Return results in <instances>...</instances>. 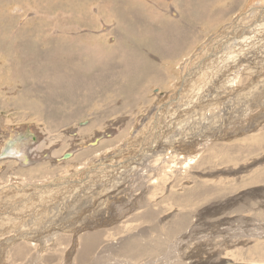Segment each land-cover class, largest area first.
<instances>
[{"label":"rangeland","instance_id":"1","mask_svg":"<svg viewBox=\"0 0 264 264\" xmlns=\"http://www.w3.org/2000/svg\"><path fill=\"white\" fill-rule=\"evenodd\" d=\"M263 4L264 0H0V184H5L0 185V264H8L7 257H14L12 252L19 244L24 247L19 264H30L31 261L32 264H41L46 258L52 259V256L57 260V263L53 264H77L73 259L80 250L78 234L81 236L97 230H105L108 234L102 237L106 245L110 240L114 241L116 246H119L121 238L126 239L131 233L138 234L143 231V245L153 247L156 239L166 241V235L162 232L180 218L186 219V225H183L181 230H175V235H171L169 243L179 247L182 253L178 250L177 254H183L186 258L181 261L178 255V260L173 259L176 262L201 263L202 258L208 260L217 254L220 259L226 258L232 262L249 264L250 261V264H264ZM258 5L260 9L252 11V6ZM210 15L223 17L221 23L207 26L205 20ZM239 16L240 18L236 19ZM233 19L237 20L239 27L247 29L243 33H236L229 43L233 46L223 45L221 49L220 45L227 37L219 38L222 42L217 44L219 40L215 36L220 35ZM104 24L111 27L108 28ZM157 32H161V37L165 35L163 42L168 50L175 47L173 44L171 46V43L182 42L181 50L177 49L174 58L163 59L160 55L163 45L157 42L156 37H160ZM155 33L156 35H153ZM166 39L169 41L166 42ZM202 44H209L216 51L220 48V54H212L214 57H210V54L206 56L201 53V56L194 58V52L196 53L197 49L200 52ZM55 50H58V53ZM231 51L233 53L228 54ZM120 56L127 58L126 63ZM93 57H102L103 64L93 63L91 69L96 70L94 74L99 77V83L102 81L100 84L103 90L98 91L91 84H87L86 90H77L74 86L71 90H75L77 95L75 104L62 103L63 96L69 95L71 91H65L68 90L65 86L67 81H76L80 74L71 61L77 59L81 61L78 63H87ZM191 58H194L195 62L190 63L193 66L189 65L188 71L185 69L187 73L183 68ZM57 59L64 65L67 63L66 67L57 66ZM209 62H212L211 66L201 75L192 74L199 67L202 70L206 68ZM135 64H138L136 69ZM238 64H242V69L237 68ZM157 65L159 69H155ZM24 72L29 73L31 78ZM235 73L240 76V80ZM183 74L184 81L186 78L189 81L186 79L177 92ZM246 76H249L247 81ZM50 81L61 84H56L57 87L52 89ZM88 93L90 96L87 95V99ZM117 93L121 97H114ZM141 94L142 97L138 98ZM43 98H47L48 103L43 104ZM52 100L54 104L50 103ZM27 102L31 103V108L42 109L39 113L40 119L33 116L27 106H21ZM47 104L49 110L53 111L52 115L46 114ZM153 114L157 115V123L152 119ZM141 115H147L145 120H139ZM117 118L123 121L114 122V134L101 139L100 145L97 144L96 147V150L103 153L107 151L104 145L112 143L117 145L114 150L91 161L92 156L96 154H91L93 148L85 149L76 152L72 160L68 159L69 162L64 160L58 162L59 164L52 163L70 150L72 144L88 141L91 133L104 130L107 132V125ZM85 120L89 121V124L82 127L79 136L73 139L69 135L71 127ZM140 130L141 136H148V144L155 141L145 146L148 148L142 152L144 155L134 145L135 140L139 138L137 136H140ZM27 141L30 143L27 146L29 162L26 166L13 159V155L4 154L9 152L11 147L19 148V151L25 149L21 144ZM162 150V154L155 156ZM80 153L84 156L78 155ZM176 154L194 155L195 160L184 166L176 161ZM152 156L156 159H152ZM103 159V164L96 166ZM77 162L88 163L84 168L76 170ZM145 162L149 164L148 171L141 173L139 170L145 168L142 165ZM109 164L113 165L107 167ZM90 167L92 170L87 172ZM26 171L35 173L47 182L27 185ZM37 176H33L31 180L36 182ZM64 177L67 184L59 183L55 190H52V187L47 188V192L46 188H38L36 191L33 189L53 184L57 179ZM10 179L14 182L13 185ZM129 191L132 194H129ZM147 210L153 215L151 220L144 219L146 216H143V212L147 213ZM151 210L153 211L150 212ZM48 222L49 225H46ZM50 225L54 227L51 228ZM228 238L230 239L227 241ZM57 241L62 243L56 244L55 248ZM100 248H103L102 244ZM7 252L11 255L8 256ZM28 258L31 260L28 261ZM140 262L138 261V264ZM86 264H90V261Z\"/></svg>","mask_w":264,"mask_h":264},{"label":"bare ground","instance_id":"2","mask_svg":"<svg viewBox=\"0 0 264 264\" xmlns=\"http://www.w3.org/2000/svg\"><path fill=\"white\" fill-rule=\"evenodd\" d=\"M215 1V0H214ZM256 1V0H255ZM254 0H253V2H255ZM257 1H261V0H257ZM245 2V1H244ZM243 2V3H244ZM252 2V1H251ZM156 3H157V1H156ZM214 3V2H213ZM223 3V2H222ZM225 3V2H224ZM237 3V2H236ZM241 3V2H240ZM246 3H247V1H246ZM250 3V2H249ZM258 4L260 3V2H257ZM136 4V3H135ZM215 4V3H214ZM218 4V3H217ZM220 4V3H219ZM256 4V3H255ZM150 5V4H149ZM216 5V4H215ZM264 5V4H263ZM255 6V5H254ZM254 6H252V11H254V10H259L260 9V6L258 5L257 7H254ZM219 7H220V5H219ZM224 7V6H223ZM249 7H250V5H249ZM205 8H207V7H205ZM222 8V7H221ZM241 8V7H240ZM248 8V7H247ZM12 9V8H11ZM22 9V8H21ZM150 9V7L148 8V10ZM219 9V8H218ZM225 9V8H224ZM235 9V8H234ZM233 9V10H234ZM238 9V8H237ZM249 9V8H248ZM215 10V9H214ZM213 10V11H214ZM230 10V9H229ZM12 11V10H11ZM151 11V10H150ZM153 12V11H152ZM225 12V11H224ZM235 12V11H234ZM242 12V11H241ZM120 13V12H119ZM118 13V14H119ZM213 13V12H212ZM226 13H228V12H226ZM236 13V12H235ZM250 13V12H249ZM151 14V13H150ZM154 14H156V13H154ZM199 14V13H198ZM217 14V13H216ZM22 15V14H21ZM39 15V14H38ZM157 15V14H156ZM218 15H220V14H218ZM233 15V14H232ZM231 15V16H232ZM237 15H239V13L237 14ZM245 15V14H244ZM248 15V14H247ZM84 16V15H83ZM117 16V15H116ZM175 16V15H174ZM224 16V15H223ZM46 17V16H45ZM150 17V16H149ZM153 18H154V16H152ZM161 17V16H160ZM159 17V18H160ZM230 17V16H229ZM14 18V17H13ZM30 18V17H29ZM113 18V17H112ZM120 18H122L121 16H120ZM155 18H156V16H155ZM154 18V19H155ZM222 18L223 17H215V16H209V18L208 19H206L205 21H206V23H207V26H209L210 27V25H213V26H216V24H220L221 23V21H222ZM225 18V17H224ZM240 18V16L239 17H237L236 19H239ZM53 19V18H52ZM114 19V18H113ZM116 19V18H115ZM114 19V20H115ZM150 19H152V18H150ZM157 19V18H156ZM162 19V18H161ZM203 19V18H202ZM232 19V18H231ZM235 19V18H234ZM230 20V24L228 25V26H226V27H224V30H222L221 31V34L220 35H217V36H215V37H217L216 39H218L219 40V38H221V37H227V38H225L226 40H223V42L221 41V39L219 40V42H217V40H216V42H217V44L218 43H221V49H222V47H223V45H229V46H233L232 44H229L234 38H235V35H236V33L238 32V31H240L241 33H243V31L244 30H246L247 28H244V27H239V25H237V20ZM244 19V18H243ZM242 19V20H243ZM248 19V18H247ZM86 20V19H85ZM121 20V19H120ZM165 19H163V21H164ZM179 20H181L180 18H179ZM226 20V19H225ZM150 21V20H149ZM151 21H153V20H151ZM155 21V20H154ZM160 21V20H159ZM169 20H167V22H168ZM187 21H188V19H187ZM240 21V23L242 22L241 20H239ZM249 21V20H248ZM104 22V21H103ZM117 22H118V18H117ZM120 22V21H119ZM155 22H157V21H155ZM175 22V21H174ZM181 22V21H180ZM179 22V23H180ZM195 22V21H194ZM226 22V21H225ZM122 23V22H121ZM151 24L153 23V22H150ZM184 23H186V22H184ZM253 23H255V22H253ZM118 23H116V25H117ZM154 24V23H153ZM191 24H192V22H191ZM239 24V23H238ZM246 24V23H245ZM105 25V24H104ZM104 25H102V26H104ZM158 25H160V24H158ZM174 24H172V26H173ZM180 25H181V23H180ZM185 25V24H184ZM106 26V25H105ZM104 26V27H105ZM108 26H110V25H107L106 27H108ZM155 26V25H154ZM153 26V27H154ZM218 26V25H217ZM242 26H245V25H242ZM251 26V25H250ZM97 27V26H96ZM111 27V26H110ZM110 27H108V28H110ZM117 27V26H116ZM124 27V26H123ZM174 27V26H173ZM188 27V26H187ZM206 27V26H205ZM221 27V26H220ZM249 27V26H248ZM107 28V29H108ZM152 28V27H151ZM158 28H160V27H158ZM162 29H163V27H161ZM175 28V27H174ZM216 28V27H215ZM103 29V28H102ZM185 29H187V28H184V30ZM208 29H210V28H208ZM217 29H219V28H217ZM104 30V29H103ZM164 30V29H163ZM173 30V29H172ZM176 30V29H175ZM215 30V29H214ZM22 31V30H21ZM150 31H152V29L150 30ZM160 31H161V29H160ZM165 31V30H164ZM180 31V30H179ZM209 31V30H208ZM219 31V30H218ZM174 32V31H173ZM185 32V31H184ZM213 32V31H212ZM215 32V31H214ZM151 32H149V34H150ZM158 33V32H157ZM161 33V32H160ZM160 33H158V34H160ZM176 33V32H175ZM183 33V32H182ZM49 34V33H48ZM55 34V33H54ZM63 34V33H62ZM157 34V35H158ZM166 34V33H165ZM184 34H186V33H184ZM183 34V35H184ZM205 34V33H204ZM212 34V33H211ZM218 34V33H217ZM153 35H156V33L155 34H153ZM162 35H163V33H162ZM187 35V34H186ZM52 36V35H51ZM120 36V35H119ZM151 36V35H150ZM165 35H163V37H164ZM207 36H209V35H207ZM65 37V36H64ZM71 37V36H70ZM163 37H161V34H160V37H156V39H157V42H159L160 43V45L162 44L163 45V51H159L160 52V55L162 56V58L163 59H172V58H174L176 55H177V49L178 50H181V47H182V42H175V43H171V46H172V44H173V46H175V47H173V48H171V49H167V45L166 44H164V42H163ZM173 37V36H172ZM182 37V36H181ZM206 37V36H205ZM204 37V38H205ZM212 37V36H211ZM66 38V37H65ZM96 38V37H95ZM160 38V39H159ZM162 38V39H161ZM189 38V37H188ZM214 38V37H213ZM155 39V38H154ZM153 39V40H154ZM167 39H169V37H168V35H167ZM165 40L166 42L167 41H169V40ZM173 39V38H172ZM93 40V39H92ZM189 40V39H188ZM193 40V39H192ZM192 40H191V42H192ZM205 40V39H204ZM118 41V40H117ZM207 41V40H206ZM209 41V40H208ZM214 41V40H213ZM93 42V41H92ZM189 42V41H188ZM216 42H214V43H216ZM118 43H120V42H118ZM193 43V42H192ZM204 43V42H203ZM209 43V42H208ZM116 44V43H115ZM198 44V43H197ZM199 44H200V42H199ZM198 44V45H199ZM205 44V43H204ZM210 44V43H209ZM209 44H207L206 46H204L203 44H202V46L203 47H201V49H200V52H199V49H197L196 50V53L194 52V58L195 57H197V55L198 56H201L202 54L204 55V53H205V55L206 56H209V54H210V57H214V56H212V54L214 55V54H220V51H221V49L220 48H218V50L219 51H216V50H214V48H212V46L211 45H209ZM127 45V44H126ZM192 45V44H191ZM214 45V44H213ZM216 45V44H215ZM214 45V46H215ZM25 46V45H24ZM111 46V45H110ZM114 46V45H113ZM116 46V45H115ZM117 47V46H116ZM155 47V46H154ZM169 47V46H168ZM197 47V46H196ZM195 47V48H196ZM93 48V47H92ZM110 48V47H109ZM118 48V47H117ZM121 48V47H120ZM125 48V47H124ZM123 48V49H124ZM170 48V47H169ZM184 48V47H183ZM209 48V49H208ZM35 49V48H34ZM116 49V48H115ZM122 49V48H121ZM128 49V48H127ZM193 49V48H192ZM60 50V49H59ZM110 50H112V49H110ZM114 50V49H113ZM120 49L118 48V51H119ZM56 52L58 51V50H55ZM117 51V50H116ZM130 51V50H129ZM194 51V50H193ZM192 51V52H193ZM53 52V51H52ZM60 52V51H59ZM65 52V51H64ZM100 52V51H99ZM114 52V51H113ZM125 52V51H124ZM123 52V53H124ZM136 52V51H135ZM197 52H199L198 54H197ZM211 52V53H210ZM217 52V53H216ZM25 53V52H24ZM58 53V52H57ZM102 53V52H101ZM101 53L99 54V53H96V54H99V56L101 55ZM112 53V52H111ZM120 53V52H119ZM150 53V52H149ZM202 53V54H201ZM221 53H223V52H221ZM230 53H233V51H231V52H229L228 54H230ZM66 54V53H65ZM104 56H105V54L104 53H102ZM107 54V53H106ZM122 54V53H121ZM125 54V53H124ZM148 54V53H147ZM193 54V53H192ZM208 54V55H207ZM228 54H226V55H228ZM67 55V54H66ZM118 55V54H117ZM130 55V54H129ZM135 55V54H134ZM52 56V55H51ZM68 56V55H67ZM97 56V55H96ZM112 56V55H111ZM123 56V55H122ZM122 56H120V58L122 57ZM139 56V55H138ZM137 56V57H138ZM220 56V55H219ZM223 56H224V54H223ZM48 58H49V56H47ZM126 57H127V55H126ZM221 57V56H220ZM225 57V56H224ZM80 58V57H79ZM102 57H98L97 59L96 58H90L89 59V61L87 62V63H85V61H84V63H78V62H81V61H77V59H73V60H75V61H71V64H72V66L73 67H75L79 72H80V74L76 77V81H75V79H70L69 81H67V84L65 85L67 88H68V90L66 89L65 91H69V90H71L74 86H76V88H77V90L78 89H80V90H82V89H85L86 87H87V84H91V85H93V87H95L98 91L100 90H103V87L101 86V82L99 83V77H97L94 73H95V69H91V65H93V63L95 64V63H97V64H103V61H102V59H101ZM111 58H113V57H111ZM124 57H122L121 59H123ZM133 58V57H132ZM135 58V57H134ZM145 58V57H144ZM147 58V57H146ZM156 58V57H155ZM194 58H191L190 60H188L187 61V63L185 64V66H184V68H183V71H186L185 69L190 65V63H192V61L193 62H195L194 61ZM37 59V58H36ZM59 59V58H58ZM57 59V66H59L60 68H64V67H66V64L67 63H65V65L62 63V62H60L59 60ZM94 59H96V60H94ZM105 59V58H104ZM107 59V58H106ZM110 59V58H109ZM108 59V60H109ZM158 59V58H157ZM162 59V60H163ZM39 60V59H38ZM45 60V59H44ZM52 60V59H51ZM79 60V59H78ZM126 60H127V58L126 59H123L122 61H124L125 63H126ZM140 59H138V61H139ZM144 60V59H143ZM151 60V59H150ZM160 60V59H159ZM196 60V59H195ZM200 60V59H199ZM203 60V59H202ZM215 60V59H214ZM257 60V59H256ZM11 61V60H10ZM9 61V62H10ZM34 61V60H33ZM37 61V60H36ZM43 61V60H42ZM41 61V62H42ZM48 61V60H47ZM66 61V60H65ZM119 61V60H118ZM144 61H146V60H144ZM166 61V60H165ZM177 61V60H176ZM205 61V60H204ZM217 61V60H216ZM261 61V60H260ZM8 62V63H9ZM49 62V61H48ZM67 62V61H66ZM155 62V61H154ZM196 62H198V61H196ZM248 62V61H247ZM262 62V61H261ZM23 63V62H22ZM35 63H37V62H35ZM69 63H70V60H69ZM118 63V62H117ZM132 63V62H131ZM144 63V62H143ZM157 63V62H156ZM201 63V62H200ZM200 63H198V64H200ZM242 63V62H241ZM244 63V62H243ZM263 63V62H262ZM15 64V63H14ZM32 64V63H31ZM40 64H42V63H40ZM132 64H134V63H132ZM141 64V63H140ZM148 64V63H147ZM160 64V63H159ZM165 64V63H164ZM211 64H212V62H209V65H207L206 66V68H204L203 70L202 69H200V67L197 69V71H195L194 73H192V74H195V73H197V74H195V75H201V73L203 72V71H205V70H207L210 66H211ZM12 65H13V63H12ZM20 65V64H19ZM29 65V64H28ZM138 64H135L134 66H135V69H136V67H138L137 66ZM168 65V64H167ZM192 65V64H191ZM190 65V66H191ZM258 65V64H257ZM260 65V64H259ZM9 66V65H8ZM43 66V65H42ZM95 66H97V65H95ZM95 66H94V68H95ZM114 66V65H113ZM121 66V65H120ZM140 66V65H139ZM142 66V65H141ZM162 66V65H161ZM166 66V65H165ZM193 66V65H192ZM209 66V67H208ZM242 66V64H238V66H237V68H240ZM244 66V65H243ZM246 66L247 67H251L249 64H246ZM99 67L100 66H98V69H99ZM122 67V66H121ZM143 67H145L146 68V66H144L143 65ZM208 67V68H207ZM12 68V67H11ZM16 68V67H15ZM14 68V69H15ZM90 68V70H87V69H89ZM123 68V67H122ZM153 68H155V67H153ZM159 69V67H158V65H157V67L155 68V69ZM168 68V67H167ZM170 68V67H169ZM191 68V67H190ZM226 68H228V67H226ZM252 68V67H251ZM21 69V68H20ZM101 69V68H100ZM99 69V70H100ZM240 69H242V68H240ZM247 69V68H246ZM246 69L245 68H243V70H245L246 71ZM254 69V68H253ZM261 69V68H260ZM98 70V71H99ZM120 70V69H119ZM147 70V69H146ZM164 70V69H163ZM195 70V69H194ZM226 70V69H225ZM236 70V69H235ZM248 70V69H247ZM137 71V70H136ZM156 71V70H155ZM158 71V70H157ZM160 71V70H159ZM166 71H168V70H166ZM178 71V70H177ZM187 71H188V68H187ZM186 71V72H187ZM238 70H236V72H237ZM242 71V70H241ZM250 71V70H249ZM9 72V71H8ZM101 72V71H100ZM106 72V71H105ZM191 72H193V71H191ZM102 73V72H101ZM120 73V72H119ZM136 73V72H135ZM147 73V72H146ZM165 73V72H164ZM185 73V72H184ZM188 73V72H187ZM242 73H244V72H242ZM242 73H241V75H242ZM246 73V72H245ZM247 73H249V72H247ZM263 73V72H262ZM24 74L27 76V77H29V78H31V75L29 74V73H25L24 72ZM104 74V73H103ZM174 74V73H173ZM178 74V73H177ZM191 74V75H192ZM237 73H235V75H236ZM250 74V73H249ZM254 74V73H253ZM99 75V74H98ZM105 75V74H104ZM123 75V74H122ZM121 75V76H122ZM184 75V74H183ZM190 75V76H191ZM194 75V76H195ZM240 75V74H239ZM68 76V75H67ZM109 76V75H108ZM125 76V75H124ZM127 76H129V74L127 75ZM157 76V75H156ZM19 77H21V76H19ZM72 77V76H71ZM175 77V76H174ZM184 77H185V75L183 76V80H182V82H180L181 84H178L179 85V87H178V89H177V92H179V90L181 89V87L183 86V83H185V81H186V79H185V81H184ZM187 77V76H186ZM193 77V76H192ZM241 77H243V75L241 76ZM247 77H249V76H246V81H247ZM129 78V77H128ZM131 78V77H130ZM191 78V77H190ZM251 78V77H250ZM52 79H55V78H52ZM122 79V78H121ZM139 79H140V77H139ZM138 78H137V82H138V80H139ZM237 79L238 80H240V76H238V74H237ZM148 80H149V78H148ZM191 80V79H190ZM232 80V79H231ZM250 80V79H249ZM263 80V79H262ZM58 81V80H57ZM117 81V80H116ZM133 81H135V80H133ZM184 81V82H183ZM187 81H189L188 79H187ZM237 81V80H236ZM245 81V80H244ZM110 82V81H109ZM179 82V81H178ZM192 82V81H191ZM233 82H235V81H233ZM258 82V81H257ZM261 82V81H260ZM65 83V82H64ZM128 83H130V82H128ZM240 83H241V81H240ZM263 83V82H262ZM57 84V83H56ZM55 84V82H51L50 81V87H52V89H54L55 87H57V85H60V84H57L56 85ZM157 84H159V83H157ZM187 84V83H186ZM188 84H189V82H188ZM191 84V83H190ZM226 84V83H225ZM233 84V83H232ZM90 85V86H91ZM132 85H133V82H132ZM145 84H143V86H144ZM254 85V84H253ZM64 86V85H63ZM135 86V85H134ZM133 86V87H134ZM150 86V85H149ZM152 86V85H151ZM154 86V85H153ZM152 86V87H153ZM165 86V85H164ZM225 86V85H224ZM231 86V85H230ZM234 86V85H233ZM232 86V87H233ZM240 86H242V85H240ZM251 86V85H250ZM89 87V86H88ZM156 87V86H155ZM255 87V86H254ZM8 88V87H7ZM49 88V87H48ZM95 88H93V89H95ZM132 88V87H131ZM225 88V87H224ZM235 89H236V87H234ZM136 89H137V87H136ZM139 89V88H138ZM152 89V88H151ZM232 89V88H231ZM245 89L247 90V88L245 87ZM249 89V88H248ZM251 89V88H250ZM26 90H30V89H26ZM25 90V91H26ZM86 90V89H85ZM159 90V89H158ZM161 90V89H160ZM230 90V89H229ZM24 91V90H23ZM39 91H41V90H39ZM65 91H63V92H65ZM93 91V90H92ZM95 91V90H94ZM97 91V92H98ZM136 91V90H135ZM149 91V90H148ZM225 91H227V90H225ZM249 91H251V90H249ZM79 92V91H78ZM83 92V91H82ZM85 92H87V91H85ZM104 92V91H103ZM159 92V91H158ZM161 92V91H160ZM177 92H175V93H177ZM248 92V91H247ZM53 93V92H52ZM139 93H140V91H139ZM149 93V92H148ZM174 93V94H175ZM24 94H25V92H24ZM57 94H58V92H57ZM84 94V93H83ZM111 94V93H110ZM246 94V93H245ZM48 95H50L49 93H48ZM47 95V96H48ZM87 95H89V93L88 94H86V97H87ZM102 95H103V93H102ZM108 95V94H107ZM148 95V94H147ZM90 96V95H89ZM89 96L87 97V99L89 98ZM137 96V95H136ZM144 96H145V94H144ZM165 96V95H164ZM177 96V95H176ZM228 96H229V94H228ZM36 97V96H35ZM76 97H77V95H76V92H75V90H71V91H69V95H67V96H63V99L61 100V102L62 103H64V102H66V103H70V104H75V99H76ZM114 97H121V95L120 94H116V95H114ZM142 97V94H141V96L139 95V97L138 98H141ZM147 97V96H146ZM50 98V97H49ZM52 98H54V97H51V99ZM81 98V97H80ZM110 98V97H109ZM137 98V97H136ZM145 98V97H144ZM172 98V97H171ZM85 99V98H84ZM166 99V98H165ZM42 100V103L43 104H45L46 102L48 103V100H47V98H43V99H41ZM116 100H118V99H116ZM142 100V99H141ZM82 101V100H81ZM120 101V100H119ZM172 101V100H171ZM140 102V101H139ZM143 102V101H142ZM50 103H52V104H54V100H52V102H50ZM49 103V104H50ZM98 103V102H97ZM1 104H3V102L1 103ZM90 104V103H89ZM117 104V103H116ZM27 106L28 107V110H30L31 111V113L33 114V116H35V117H38L39 118V113L40 112H42V109L41 108H38V107H34V108H31L32 107V105H31V103H22L21 104V106ZM60 105V104H59ZM84 105V104H83ZM86 105V104H85ZM84 105V106H85ZM99 105H102V104H99ZM141 105V104H140ZM61 106H62V104H61ZM11 107H12V105H11ZM63 107V106H62ZM92 107V106H91ZM103 107V106H102ZM101 107V108H102ZM129 107V106H128ZM166 107V106H165ZM164 107V108H165ZM45 108H47V111H46V114L47 115H52L53 114V111L51 112L50 110H49V107H48V104H47V106L45 107ZM130 108H131V106H130ZM137 108V107H136ZM25 109V108H24ZM106 109V108H105ZM148 109H149V107H148ZM147 109V110H148ZM43 110H45V109H43ZM98 110V109H97ZM165 110H167V109H165ZM73 112L74 111H72L71 112V114H73ZM78 112V111H77ZM149 112V111H148ZM166 112V111H165ZM158 113V112H157ZM156 113V114H157ZM168 113V112H167ZM156 114H153V117H152V119H154V121L157 123V119H156V117H157V115ZM145 115V114H144ZM144 115H141L140 117H139V120L140 121H143V120H145V118H146V116H144ZM33 118V117H32ZM46 118V117H45ZM68 118H70V117H68ZM92 118V117H91ZM90 118V119H91ZM40 119V118H39ZM47 119V118H46ZM45 119V120H46ZM67 119V118H66ZM37 120V119H36ZM35 120V121H36ZM42 121H43V119H41ZM148 121H149V119H147ZM161 120V119H160ZM47 121V120H46ZM117 121H119L118 123H120V121H123V120H121L120 118H117L116 120H114V121H112L110 124H108L107 125V132H105V130H104V132H100V131H95L94 132V134L93 133H91V138L88 140V141H86L85 143H83V144H76V145H71V147L69 148L70 150H68V151H66V156H68L66 159H63V158H61L60 156H59V158H57L55 161H53L52 163H54V164H57L58 162H62V161H64V160H68L69 158L71 159V158H73L75 155V153L76 152H78V151H81V150H85V149H92V151H91V154L92 155H95V156H92V159H91V161L93 160V159H97L98 158V156L99 155H106L109 151H112V150H114L115 148L114 147H116L117 145H115L114 146V144H112V143H106L105 145H104V147H105V149L107 150V151H104L103 153H100L98 150H96V147H97V144H99V142H100V140L101 139H104L105 137H111V135H113L114 134V132L112 131V129H113V127L115 126V123L114 122H117ZM99 122V121H98ZM40 123H42V122H40ZM47 123V122H46ZM45 123V124H46ZM101 123V122H100ZM89 124V121H87V120H85V121H82V122H80V123H76L73 127H71V130L69 131V135L71 136V137H73V139H75V137H77V135L80 133L79 131H80V129L82 128V127H85L86 125H88ZM50 125V124H49ZM48 126V125H47ZM50 127V126H49ZM2 129V128H1ZM3 129H4V127H3ZM50 129V128H49ZM48 129V130H49ZM82 130V129H81ZM3 131V130H2ZM85 131V130H84ZM88 131V130H87ZM103 131V130H102ZM142 130H140L139 132H140V136H137V140H135V142H134V145H135V147H138L139 148V151L142 153L145 149H147L148 147H145V146H148V145H150V144H152V143H154L153 141L152 142H150V144H148L147 143V138H148V136L146 137V138H144V136L146 135V134H144L143 136H141V134H142V132H141ZM0 132H1V130H0ZM65 132V131H64ZM2 133V132H1ZM53 133V132H52ZM173 133H171V135H172ZM58 135V134H57ZM79 136V135H78ZM116 136V135H115ZM3 137V136H2ZM68 137V136H67ZM172 137V136H171ZM174 137V136H173ZM58 138V137H57ZM79 138V137H78ZM61 139H62V137H61ZM70 139V138H69ZM259 139V138H258ZM58 140V139H57ZM115 140V139H114ZM74 141V140H73ZM72 142V141H71ZM75 142V141H74ZM122 142V141H121ZM30 142H23V144H21L22 146H24V148L25 149H23V150H21V151H19L20 149L19 148H16V147H11V150L9 151V152H6V153H4V154H6V155H8V156H12V157H15V158H13V159H16L18 162H20V164L22 165V166H26L27 164H28V152H27V146H28V144H29ZM44 143V142H43ZM43 143H41V144H43ZM137 143V144H136ZM52 144V143H51ZM60 145V144H59ZM63 145V144H62ZM100 145V144H99ZM113 147V148H112ZM151 147V146H150ZM149 147V148H150ZM132 148H134V147H132ZM41 149V148H40ZM103 149V148H102ZM131 149V148H130ZM33 151L35 150V149H32ZM51 150V149H50ZM31 151V150H30ZM45 151V150H44ZM89 151V152H90ZM163 151L164 150H162V151H159L158 153H156L155 154V156H157V155H159V154H162L163 153ZM39 152H40V150H39ZM168 152V151H167ZM31 153V152H30ZM48 153V152H47ZM55 153V152H54ZM57 153V152H56ZM55 153V154H56ZM33 154V153H32ZM44 154H45V152H44ZM65 154V152L63 153V155ZM143 154V153H142ZM149 154V153H148ZM148 154H146V155H148ZM166 154V153H165ZM1 155V154H0ZM34 155V154H33ZM54 155V154H53ZM78 155H82V156H84L83 155V153H80V154H78ZM144 155V154H143ZM177 156H174L175 157V159H176V161H178V162H181L182 163V165H186L187 166V164L188 163H191V161H193V160H195V156L193 155H188V154H182V155H180V154H176ZM46 156V155H45ZM207 156H210V155H207ZM48 157V156H47ZM46 157V158H47ZM168 157V156H167ZM32 158H35V157H32ZM44 158V157H43ZM76 158V157H75ZM130 158V160L132 159L131 158V156L129 157ZM155 157L154 156H152V159H154ZM163 158V157H162ZM173 158V157H172ZM39 159H40V157H39ZM86 159V158H85ZM156 159V158H155ZM37 160V159H36ZM48 160H50V158L48 159ZM72 160V159H71ZM11 161V160H10ZM16 161V162H17ZM90 161V160H89ZM88 161V162H89ZM102 162H100V163H98V165H96V166H100V165H102L103 164V162L105 161V159H103V160H101ZM162 161V160H161ZM166 161V160H165ZM171 161V160H170ZM12 162V161H11ZM15 162V161H14ZM31 162V161H30ZM35 162V161H34ZM60 162V163H61ZM68 162H69V160H68ZM88 162H82L81 164H78V162H77V165H76V170H78V169H82V168H84L85 166V164H87ZM96 162V161H95ZM157 162V161H156ZM13 163V162H12ZM32 163V162H31ZM150 163V162H149ZM14 164V163H13ZM59 164V163H58ZM4 165V164H3ZM50 165V164H49ZM113 165V164H112ZM111 164H109V165H106L107 167H110V166H112ZM143 166H145V168H143V169H141V170H139L141 173H144V172H147L148 171V163H143L142 164ZM29 166V165H28ZM33 166H35V164L33 165ZM38 166V165H37ZM52 166H53V164H52ZM57 166V165H56ZM59 166V165H58ZM61 166H62V164H61ZM64 166V165H63ZM4 167V166H3ZM11 167V166H10ZM17 167V166H16ZM60 167V166H59ZM65 167V166H64ZM94 167V166H93ZM115 167V166H114ZM13 168V167H12ZM28 168V167H27ZM106 168V167H105ZM1 169H3V168H1ZM22 169H23V167H22ZM35 169V168H34ZM56 169V168H55ZM74 169V170H75ZM98 169V168H97ZM41 170V169H40ZM58 170H60V169H58ZM70 170V169H69ZM86 170V169H85ZM92 169H91V167L88 169V171L87 172H89V171H91ZM152 170V169H151ZM55 171H57V170H55ZM62 171V170H61ZM101 171V170H100ZM9 172V171H8ZM7 172V173H8ZM41 172V171H40ZM106 172V171H105ZM108 172H109V170H108ZM110 172H111V170H110ZM22 173V172H21ZM29 175H28V174ZM43 173V172H42ZM46 174L48 173V172H45ZM67 173H68V171H67ZM84 173V172H83ZM1 174H3V173H1ZM15 174V173H14ZM49 174V173H48ZM62 174V173H61ZM60 174V175H61ZM65 174V173H64ZM92 174H94V173H92ZM96 174V173H95ZM152 174V173H151ZM11 175H13V173L11 174ZM25 175L28 177V179H27V185H30V184H35V183H37V184H41V183H44V182H47V181H43V180H45L44 178H39L35 173H30V172H25ZM50 175V174H49ZM78 175V174H77ZM80 175H81V173H80ZM97 175V174H96ZM142 175V174H141ZM2 176V175H1ZM7 176V175H6ZM16 176H17V174H16ZM33 176H37L38 177V179L36 180V182H33L31 179L33 178ZM68 176V175H67ZM9 177V176H8ZM11 177V176H10ZM13 177H15V176H13ZM18 177H19V174H18ZM44 177V176H43ZM50 178H51V176H49ZM58 177V176H57ZM63 177V176H62ZM75 177V176H74ZM91 177V176H90ZM98 177V176H97ZM3 178H4V176H3ZM17 178V177H16ZM46 178V177H45ZM52 178H54L53 176H52ZM51 178V179H52ZM59 178H60V176H59ZM66 177H64L63 179H57L53 184H47V185H43V186H40V187H35V188H33L34 190L36 189H38L39 188V190L40 189H45L46 188V190H45V192H47V188H51L52 187V190H55V187L56 186H58V185H60V184H67V182H66V180H64ZM81 178V177H80ZM89 178V177H88ZM106 178V177H105ZM9 179V178H8ZM21 179V178H20ZM90 179H92V178H90ZM130 179V178H129ZM4 180V179H3ZM11 180V179H10ZM22 180H23V178H22ZM24 180H25V178H24ZM47 180V179H46ZM50 180V179H49ZM77 180V179H76ZM82 180H84V179H82ZM94 180V179H93ZM92 180V181H93ZM1 181V180H0ZM8 180H7V178H6V181L5 182H7ZM67 181H69V179L67 180ZM132 181V180H131ZM10 182H12L11 184L13 185L14 184V182L11 180ZM20 182H23V181H20ZM17 183V182H16ZM25 183V182H24ZM60 183V184H59ZM73 183V182H72ZM71 183V184H72ZM100 183V182H99ZM98 183V184H99ZM2 184V183H1ZM0 184V185H1ZM10 184V183H9ZM18 184V183H17ZM127 184V183H126ZM129 184V183H128ZM135 184V183H134ZM3 185H5V184H2V186ZM16 185V184H15ZM19 185H20V183H19ZM69 185V184H68ZM87 185V184H86ZM101 185V184H100ZM102 185H104V183H102ZM140 185V184H139ZM148 185V184H147ZM22 186V185H21ZM67 186V185H66ZM134 186V185H133ZM4 187H7V186H4ZM15 187V186H14ZM14 187H11V188H14ZM16 187H18V186H16ZM54 187V188H53ZM64 187V186H63ZM72 187V186H71ZM74 187V186H73ZM78 187V186H77ZM94 187V186H93ZM107 187V186H106ZM132 187V186H131ZM89 188V187H88ZM87 188V189H88ZM97 188V187H96ZM105 188V187H104ZM124 189H125V186H124ZM129 189H130V187H129ZM4 190V189H3ZM2 190V191H3ZM9 190V189H8ZM35 190V191H36ZM49 190V189H48ZM51 190V191H52ZM109 190V189H108ZM127 190V189H126ZM145 190V189H144ZM13 191V190H12ZM15 191V190H14ZM19 191V190H18ZM89 191V190H88ZM101 191V190H100ZM100 191H97V192H100ZM106 191V190H105ZM123 192V191H122ZM121 192V193H122ZM130 192V191H129ZM131 192H132V189H131ZM129 193V194H132V193ZM6 193V192H5ZM34 193V192H33ZM39 193V192H38ZM89 193V192H88ZM91 193H93V192H91ZM103 193V192H102ZM101 193V194H102ZM42 194H43V191H42ZM96 194V193H95ZM99 194V193H98ZM123 194V193H122ZM15 195V194H14ZM20 195V194H19ZM125 195H126V193H125ZM31 196V195H30ZM93 196V195H92ZM124 196V195H123ZM10 197V196H9ZM12 197V196H11ZM14 197V196H13ZM15 197H17V196H15ZM20 197V196H19ZM89 197V196H88ZM94 198H95V196H93ZM97 197V196H96ZM42 198H45V197H42ZM90 198H91V196H90ZM123 198V197H122ZM124 198H125V196H124ZM105 199V198H104ZM121 199V198H120ZM126 199V198H125ZM151 199V198H150ZM149 198H148V200H150ZM96 200H97V198H96ZM103 200V199H102ZM118 200V199H117ZM129 200H130V198H129ZM133 200V199H132ZM32 201V200H31ZM30 201V202H31ZM41 201V200H40ZM98 201H99V199H98ZM124 200H122V202H123ZM86 202V201H85ZM92 202V201H91ZM96 202V201H95ZM100 202V201H99ZM32 203V202H31ZM51 203V202H50ZM93 203V202H92ZM91 203V204H92ZM140 203V202H139ZM86 204V203H85ZM116 204V203H115ZM35 205V204H34ZM87 205V204H86ZM48 206V205H47ZM116 206V205H115ZM118 206V205H117ZM116 206V207H117ZM141 206V205H140ZM28 207V206H27ZM29 207H31V206H29ZM84 207V206H83ZM96 207V206H95ZM27 209V208H26ZM101 209V208H100ZM109 209H111V208H109ZM128 209V208H127ZM141 209V208H140ZM181 209V208H180ZM117 210V209H116ZM26 211H28V210H26ZM107 211H108V209H107ZM113 211V210H112ZM127 211V210H126ZM125 211V212H126ZM153 210H151L150 212H152ZM109 212V211H108ZM107 212V213H108ZM27 213V212H26ZM29 213V212H28ZM46 213V212H45ZM111 213V212H110ZM231 213V212H230ZM54 214V213H53ZM52 214V215H53ZM126 214V213H125ZM151 213H149L148 212V210H147V213H144L143 212V216H146L144 219H146V220H151V218H152V216L153 215H150ZM6 215V214H5ZM24 215V214H23ZM29 215V214H28ZM27 215V216H28ZM32 215V214H31ZM30 215V216H31ZM36 215H37V213H36ZM91 215V214H90ZM142 215V214H141ZM25 216V215H24ZM111 216V215H110ZM32 217H33V215H32ZM161 218V217H160ZM4 219V218H3ZM2 219V220H3ZM95 219V218H94ZM93 219V220H94ZM49 220V219H48ZM48 220H46V221H48ZM186 220V219H185ZM185 220H183V218H180L179 220H177L176 222H175V224H173V225H171V227H169V229H167L166 231H164V232H162V233H164L165 235H166V241H162V240H160V239H156V238H154V239H156V242H155V244H154V246L153 247H150V246H148V245H143L145 242H143L142 240H141V237H142V235H143V231L142 232H140V233H138V234H130V235H128V236H126V239H123V238H121V240H119V246H116V245H114L113 243H114V241H110L109 239V243L106 245L105 243H104V241H103V239H102V237L103 236H106V235H108V234H106V231L104 230V231H102V230H97V231H92V232H86V233H84L83 235H81L80 236V234H78L79 235V246H80V250L75 254V256H74V259H73V262H75V263H77V264H86L88 261H90V264H138V261H141L140 262V264H178L177 262H180V261H175V260H173L174 258H176V260H178V255H180V254H177V251L179 250V247H177L176 245H174V244H170L169 243V239H170V237H171V235L172 234H174L175 233V230H181V229H183V225H186V221ZM200 220V219H199ZM162 221V220H161ZM22 222H24L23 220H22ZM140 222V221H139ZM3 223V222H2ZM6 223V222H5ZM201 223V222H200ZM51 224V223H50ZM56 224V223H55ZM116 224V223H115ZM141 224V223H140ZM46 225H49V222H48V224H46ZM176 225H177V227H176ZM56 226V225H55ZM216 226V225H215ZM218 226V225H217ZM48 227V226H47ZM49 227H51V228H53L51 225L49 226ZM185 227V226H184ZM219 227V226H218ZM106 228H107V226H106ZM118 228V227H117ZM129 228V227H128ZM214 228V227H213ZM224 229V228H223ZM192 230H194V229H192ZM11 231V230H10ZM123 231H125V230H123ZM260 231V230H259ZM120 232V231H119ZM193 232V231H192ZM77 233H78V230H77ZM76 233V234H77ZM72 234V233H71ZM75 233H73V235H74ZM180 234V233H179ZM182 234V233H181ZM232 234V233H231ZM230 234V235H231ZM175 235V234H174ZM176 235H178V233L176 234ZM62 236V235H61ZM69 236V235H68ZM75 237H76V235H74ZM150 236V235H149ZM155 236H157V235H155ZM225 236V235H224ZM63 238L65 237V236H62ZM62 237H60V238H62ZM67 237V236H66ZM71 237V236H70ZM144 237H145V235H144ZM152 237V236H151ZM200 237V236H199ZM212 237V236H211ZM227 237H228V232H227ZM174 238V237H173ZM188 238V237H187ZM201 238V237H200ZM226 238V237H225ZM68 239H69V237H68ZM75 239V238H74ZM150 239V238H149ZM152 239V238H151ZM192 239V238H191ZM213 239V238H212ZM230 238H228L227 239V241L229 240ZM60 240H62V239H60ZM67 240V239H66ZM65 240V241H66ZM77 240V239H76ZM153 240V239H152ZM54 241H56V240H54ZM78 241V240H77ZM179 241V240H178ZM183 241V240H182ZM69 240H68V244H69ZM173 242V241H172ZM185 242H186V240H185ZM184 242V243H185ZM189 242H191V241H189ZM188 242V243H189ZM193 242V241H192ZM202 242V241H201ZM43 243V242H42ZM60 243H62V242H60V241H57L55 244H54V247H55V245L56 244H60ZM75 243V242H74ZM77 243V242H76ZM154 243V242H153ZM187 243V242H186ZM213 243V242H212ZM227 243H229V242H227ZM23 244V243H22ZM102 244V247L103 248H100V245ZM196 244V243H195ZM46 245H47V243H46ZM63 245H65V244H63ZM189 245V244H188ZM205 245V244H204ZM209 245V244H208ZM213 245V244H212ZM21 246H23V245H17L15 248H17L16 250H13V252H12V254H13V256L14 257H12V256H10L11 254L10 253H8V256H10V257H7V258H9V260H7V262H8V264H19V262H21L22 261V258L21 257H23L21 254H22V252L24 251V247H21ZM74 246H76V245H74ZM152 246V245H151ZM183 246V245H182ZM194 246V245H193ZM196 246H197V244H196ZM11 247V246H10ZM49 247V246H48ZM176 247V248H175ZM227 247V246H226ZM231 247V246H230ZM55 248H57V246L55 247ZM55 248H54V250H55ZM59 248V247H58ZM182 248V247H181ZM185 247H183V249H184ZM202 248V247H201ZM229 248V247H228ZM2 249V248H1ZM14 249V248H13ZM30 249V248H29ZM60 249V248H59ZM64 249V248H63ZM75 250H76V248H74ZM78 249V248H77ZM188 249V248H187ZM227 249V248H226ZM231 249V248H230ZM4 250H5V248H4ZM57 250V249H56ZM71 250V249H70ZM103 250V251H102ZM185 250V249H184ZM205 250V249H204ZM29 251V250H28ZM35 253H38V252H36L35 250H33ZM50 251V250H49ZM58 251V250H57ZM56 251V252H57ZM60 251H61V249H60ZM194 251H196V250H194ZM4 252V251H3ZM26 252V251H25ZM30 252V251H29ZM33 252V253H34ZM54 252V251H53ZM65 252V251H64ZM64 252H61V253H64ZM179 252H181L182 253V251L181 250H179ZM189 251H187V253H188ZM24 253V252H23ZM39 253H41V252H39ZM186 253V254H187ZM224 253V252H223ZM56 254H60V253H56ZM202 254V253H201ZM200 254V255H201ZM220 254V253H219ZM224 254H228V253H224ZM29 255H30V253H29ZM71 255H73V254H71ZM185 255V254H184ZM210 255V254H209ZM228 255H230V254H228ZM25 256V255H24ZM33 256V255H32ZM60 256V255H59ZM64 256V255H63ZM70 256V255H69ZM91 256H92V258H91ZM116 256V259H114V257ZM190 256V255H189ZM194 256H196V255H194ZM12 257V261H10V258ZM25 257H29V256H25ZM25 257L23 258V260L25 259ZM36 257V256H35ZM40 257V256H39ZM72 257V256H71ZM192 258H193V256H191ZM61 258H62V255H61ZM125 258H126V260H125ZM186 257L185 256H183V254L182 255H180V257H179V259L181 260V261H183L184 259H185ZM189 258V257H188ZM201 258V257H200ZM222 258H224V257H222ZM77 259V260H76ZM194 259V258H193ZM196 259V258H195ZM31 260V258L29 259L28 258V261H30ZM256 260H258V259H256ZM34 261V260H33ZM63 261V260H62ZM67 261V260H66ZM192 261V260H191ZM200 261V260H199ZM242 261V260H241ZM259 261H261V260H259ZM53 262L54 263H57V260L52 256V259L51 258H46V260L45 261H43L41 264H53ZM60 262V261H59ZM63 263H64V261H63ZM183 262H180V264H182ZM30 264H32V261L30 262ZM36 264V263H35ZM189 264H246V263H244V262H232V261H230V260H228V259H220L219 258V256L216 254V255H214V257L213 258H208V260H206V258H202V262L201 263H199V262H196V261H192V262H190ZM249 264H250V261H249ZM253 264V263H252Z\"/></svg>","mask_w":264,"mask_h":264},{"label":"water","instance_id":"3","mask_svg":"<svg viewBox=\"0 0 264 264\" xmlns=\"http://www.w3.org/2000/svg\"><path fill=\"white\" fill-rule=\"evenodd\" d=\"M32 140H34V139L32 138ZM67 157H68V156H66V153H65L64 155H62L61 158L66 159Z\"/></svg>","mask_w":264,"mask_h":264}]
</instances>
